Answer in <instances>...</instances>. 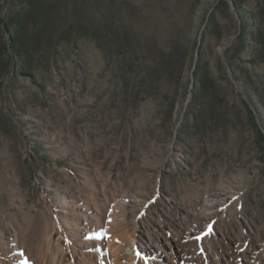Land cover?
<instances>
[{
	"label": "rangeland",
	"instance_id": "obj_1",
	"mask_svg": "<svg viewBox=\"0 0 264 264\" xmlns=\"http://www.w3.org/2000/svg\"><path fill=\"white\" fill-rule=\"evenodd\" d=\"M218 2L63 0L29 69L0 30V264H264V0Z\"/></svg>",
	"mask_w": 264,
	"mask_h": 264
},
{
	"label": "trees",
	"instance_id": "obj_2",
	"mask_svg": "<svg viewBox=\"0 0 264 264\" xmlns=\"http://www.w3.org/2000/svg\"><path fill=\"white\" fill-rule=\"evenodd\" d=\"M63 0H52L49 2H43L39 0H31L30 9L24 15L19 14L8 22H3L0 19V30L7 32V44L6 48L10 51V61L20 62L23 69H29L31 59L27 56L29 53V47L35 43L39 38V32H28V27H42L44 30L47 29L53 19V15L56 13V7L61 4ZM243 0H236V3L240 4ZM219 5L227 4V0H219ZM87 37L92 38L99 44L100 37L96 34V29L91 27L90 24L82 21H73L57 38L58 43L73 44L76 43L80 38ZM255 41L259 44L260 49L258 50V59L264 64V33L260 30L253 36ZM123 42H128V33L122 37ZM54 41L52 33L47 35L45 44L46 49L44 50V59L47 63H57V55L54 51L50 52L51 48L56 49V45L52 43ZM52 46V47H51ZM174 71L173 60L166 61L163 66V73L172 75ZM192 75L200 82L204 83L205 73L201 67H197L193 70ZM252 112L251 109H249ZM258 138L264 142V133L258 129Z\"/></svg>",
	"mask_w": 264,
	"mask_h": 264
},
{
	"label": "bare ground",
	"instance_id": "obj_3",
	"mask_svg": "<svg viewBox=\"0 0 264 264\" xmlns=\"http://www.w3.org/2000/svg\"><path fill=\"white\" fill-rule=\"evenodd\" d=\"M135 245H136V243L133 240V238L132 239H125L122 242L118 243L116 245V247L114 246L115 247L114 252L118 253V251H120L122 248H125V250H128V251L134 250ZM150 248H151V251L153 253L152 256L154 257V261L156 262V264H175V262L172 261L171 258L168 259V257L165 255L166 252L164 253L165 248L163 246H161L159 243H155L154 247L152 246ZM122 252H124V251H122ZM217 264H219V263H217Z\"/></svg>",
	"mask_w": 264,
	"mask_h": 264
}]
</instances>
